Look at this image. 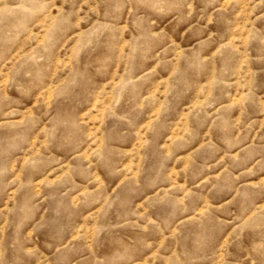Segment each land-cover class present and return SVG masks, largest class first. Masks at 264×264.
Masks as SVG:
<instances>
[{
  "label": "rangeland",
  "instance_id": "1",
  "mask_svg": "<svg viewBox=\"0 0 264 264\" xmlns=\"http://www.w3.org/2000/svg\"><path fill=\"white\" fill-rule=\"evenodd\" d=\"M0 264H264V0H0Z\"/></svg>",
  "mask_w": 264,
  "mask_h": 264
}]
</instances>
